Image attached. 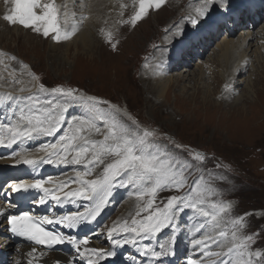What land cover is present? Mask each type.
<instances>
[{"label":"rangeland","instance_id":"1","mask_svg":"<svg viewBox=\"0 0 264 264\" xmlns=\"http://www.w3.org/2000/svg\"><path fill=\"white\" fill-rule=\"evenodd\" d=\"M10 1L14 6L13 0ZM188 1L165 0L161 7L158 9L155 7V10L152 12L149 9L147 14L133 25L132 18L139 10V8L137 9L139 0H113L112 6L114 9L107 11L111 15L110 19H106L102 27L93 31L95 39L96 37H100L96 44L94 41L89 44L88 41L83 39L74 40L73 37L76 33L71 35L70 39L62 40L63 43L52 44V41L56 43L54 39H47L40 33L35 35L28 33L26 31L27 28L19 24H12V28L4 26L0 21V39H2L0 40V46L15 51L18 56L23 57L35 68L42 71L44 80L49 84L50 89L55 88L52 85L58 82L80 85L94 94L121 100L126 108L128 105L136 111L144 118H138V125L141 131L143 130L141 127L143 122L151 125V128L148 130L152 132H154L153 123L159 125L162 132L161 135L157 137L154 132L155 135L149 139L151 141L153 138H156L155 145L159 147L160 151L171 155L176 162L174 165L175 168L183 169V176L186 179V184L183 187L185 189L186 186L193 188L196 185L201 187L200 185L203 184L199 179L193 180V175L197 172V167L193 164L192 157L190 156L192 154L191 152H201L208 158H215L216 156L219 160H230L231 163L233 162L232 165L222 164L223 168L217 171L209 169L201 171L202 176L212 178L214 181L213 184H210L213 194L209 195L205 204L201 205L205 210L213 211L210 207L211 203H220V199L218 198L219 193L215 190L216 186L225 185L227 188H235L232 191V198L229 199L230 202L224 205H231V207L239 205V216L233 218L234 214H237V211L228 210L226 214L227 225L240 218L243 210L261 208L264 211V29H259V32L255 33V46L249 47V53L247 52L244 55L246 59L237 71L239 79L241 78V85L239 84L240 86L238 85V88H224L223 73L220 71V68H216V65H211L213 60L218 63V54L221 47L217 46V43L223 39L219 38L217 43H215L216 45L212 44L214 45L212 47L209 44L206 47L204 58L201 59L204 60L201 63L203 66L208 63L211 66V70L205 69V77L201 75V77H198V79L201 78L200 80L194 77L190 80L186 76L184 77L185 79L179 82H173L165 89L164 94L160 92L156 93L153 91L155 86L144 78V72L148 68V59L156 54V48L167 47L168 44H172L176 38L166 41L169 36L172 34L177 35L189 28L191 26L189 24H192V19L197 21L193 26L205 24L208 18L207 13L213 11L212 4L217 0H200L201 5H203V15H201L200 11L198 12L199 4H197V0H194L195 3H190L192 9L188 7ZM49 2L50 0H41L42 4ZM76 4H78V7L80 6L79 2L74 5ZM223 5L222 7L220 4L219 12H224L228 8L226 6L229 4L224 2ZM120 6H124V9ZM216 6H219V3H216ZM78 7L75 6L73 8L75 10L72 11L68 5H63L64 12L67 16L76 15L73 19H65L64 23L61 24V27L66 29H64L65 32H68L67 30L70 28L73 32L72 25H74L75 19L78 18L80 21L90 11L87 10L84 14V11L80 12ZM79 8L81 9V7ZM120 9L121 11H125L127 21L120 28L119 33L113 41L109 39L108 34L115 35L121 23L124 21V13ZM36 11L38 14L42 13L43 8L38 7ZM182 12H184V15ZM186 13L187 15H185ZM174 17L177 19H174ZM0 19L5 21L2 16H0ZM58 20L62 22L60 15H58ZM19 26L23 27L24 32L16 28ZM129 26L134 30L131 33H127L126 38L123 39L122 29L123 27L128 28ZM88 39L93 40V38ZM106 40L107 45L113 44L115 47L109 45L108 48L111 50L107 49L102 44ZM195 49L198 50L197 47ZM255 49L259 51L260 55L256 54ZM198 52L202 56L203 51L198 50ZM0 57L3 60L12 61L17 66L21 65L14 53H10L8 50H6L4 55H0ZM12 57H15V59H12ZM253 63L256 68L253 67ZM196 65L197 63L194 64V61H192L189 67L180 69L183 71L178 73L187 74ZM243 67H247V69L242 70L240 74ZM185 69L187 71H184ZM172 73L170 74L175 81L178 73L174 75ZM165 74L155 72L154 78H166L169 76V74ZM158 80L159 83L160 79ZM152 82L155 83V80L153 79ZM160 84L158 88L161 87ZM215 85L216 89L214 90ZM62 87L66 88L67 86L63 85ZM251 87L252 89H250ZM208 88L213 90L211 92L212 95L206 92ZM98 95L95 96L86 91L84 93L83 91L81 94L75 93L73 97L80 99L82 96L89 98L98 97ZM230 96L232 97L231 99H229ZM38 98L43 107L49 105V103L43 101V98ZM68 98L66 96L55 97L51 101V104L55 105L59 112L61 106H67L69 102ZM25 100L29 99L25 96ZM98 108V119L101 121L98 124L104 129V134H107L108 129L104 126V121L107 115L114 113L112 111L115 110L109 107L108 104L103 103L99 104ZM102 113L104 115H101ZM118 114L131 123V125L133 124L132 119H129L125 115L127 114L125 108L119 112H115L117 119L122 121V118ZM91 120L89 119V121ZM133 129L135 128L133 127ZM100 137V135H96L90 140L99 141ZM177 145L180 147H177ZM113 159L111 156L107 157L105 164L100 166H105ZM197 161L201 168L212 166L211 162H204L203 160ZM100 166L96 167L93 173L98 171ZM232 167L237 169V172H235L236 175L229 173V171H232L230 170ZM81 170L83 172L87 169L82 166ZM84 179L87 178L85 177ZM152 184L153 181L145 183L141 186V189ZM183 188L177 191L170 186L161 187L157 190L155 196L151 194L141 196L135 192L131 200L134 202L133 209L139 210L141 213L143 209L148 208L149 202L152 201V205L156 207L155 212L158 209L163 211L170 197L179 194L183 196L187 195L183 194ZM193 198L195 199V195H193ZM123 202L118 203L119 208L115 214L117 221L126 218L124 213L129 210V207L127 208L122 204ZM260 213L262 211H259L255 215ZM258 216L260 217H255L256 219H260L257 220L258 225H262L264 229V214ZM176 218H178V214ZM247 218L252 217L248 216ZM218 221L221 222L218 223V226L214 227L213 232L221 231L219 224L224 222V217L220 215ZM249 221L246 222L248 223L247 225L249 228H253L255 225H252ZM164 227L163 229H166V226ZM234 231L240 234L232 238L231 236ZM246 231L247 233H253L252 229H247ZM244 236H246L244 234V227L239 225L237 229L227 233L224 237L225 240L223 239L220 243L221 248L240 243ZM261 237L257 243L264 246V231ZM254 242L248 241L247 248ZM263 255L264 251L262 253ZM248 256L250 260L254 259L253 255L249 254ZM262 261V264H264V260ZM232 264H249V260L245 257L236 256ZM250 264L256 263L250 261Z\"/></svg>","mask_w":264,"mask_h":264},{"label":"snow or ice","instance_id":"2","mask_svg":"<svg viewBox=\"0 0 264 264\" xmlns=\"http://www.w3.org/2000/svg\"><path fill=\"white\" fill-rule=\"evenodd\" d=\"M14 8L10 14L4 16V19L9 23L16 25L19 24L25 28H30L36 33L42 34L44 37L52 35L56 42L61 40H67L71 38L74 32H61L60 25L58 23V10L55 4V0H50L49 3H41V0H13ZM164 0H139V10L132 18V23L135 25L137 21L142 19L147 11L153 6L157 9L161 7ZM38 7L43 8L42 13H37ZM201 15L204 14L202 10ZM193 24H196L195 19L192 20ZM111 39V34H108ZM115 47V45H113ZM2 55V54H0ZM15 59V57H12ZM41 89L44 86L41 85ZM23 91V89H21ZM77 90L65 89L63 87H55L51 89L54 94H61L66 97H73ZM88 100L91 102V110L99 112L97 108L98 104H110L108 101L99 100L96 97H89ZM51 105V101L48 102ZM115 112L120 110L116 105H110ZM66 107H61V110L57 113L53 110L48 111H33L27 114L21 115V121H26L27 126L23 130H17L13 133L12 142H15L16 138L31 136L32 133H41L45 135H54L59 132L65 124L64 112ZM114 113L108 114L104 121V126L107 127L108 133L104 135L103 140L96 141L90 140L81 133L85 131V125L88 130H94L96 133H100V127L89 120H84L75 125L69 133H65L60 137L59 143H53L46 145L42 150L51 148L53 151L50 155L58 156L62 163H72L76 165H82L86 171L78 172L77 177L80 180L82 187L76 191L66 192V197H82L84 199H91L90 193L96 192L98 189L107 193L112 186L113 182L118 177L127 175L128 183L133 182H145L149 183L154 181V185L150 188L151 195L155 196L157 190L161 187H173L177 191L183 188L186 184V179L183 176V169L175 168V161L169 153L161 152L159 147L154 143L150 142L151 137L155 135L154 132L148 129L140 130V126L136 123L131 116L132 123L136 125L135 129L131 128L126 123L117 119ZM101 115H104L103 113ZM127 115V114H125ZM3 141L0 140V143ZM177 147H180L177 145ZM71 156V160H69ZM113 157L114 159L107 163L103 168V174L100 179L87 180L85 177L92 175L96 167L105 164L107 157ZM197 160H203L204 157L197 154L195 156ZM26 165H33L36 163L32 159H24L22 161ZM51 162V160H49ZM50 182V178L49 181ZM46 181L36 180L35 182L28 183L27 181H20L14 183L11 187L15 192H27L29 189H40L45 195H51L52 199L59 201L61 197L50 192V190L44 187ZM66 187L65 184L57 186L59 190H63ZM195 193V199L193 198ZM145 193L141 192L139 195L143 196ZM210 188H200L198 185L190 189L189 193L185 196H172L169 198L166 207L161 210H157L153 215H149L145 221L132 220L131 226L127 222L121 227V231L135 233L137 236L143 233H155L161 228L171 223L174 213L177 210H182L181 205L185 208H193L204 217L209 218L212 222L210 227L214 228L218 225V217L229 210L231 205L211 203L210 207L213 211L205 210L204 207H198V205L205 204L207 197L212 195ZM38 202L40 204L45 203L44 197H41ZM104 199H100L96 205V208L90 210L87 214L84 213H72L70 215L61 217L57 222L65 223L68 226H74L81 220H87L89 216L93 219L99 213L104 205ZM152 207V201L148 204V209ZM148 209H145L147 211ZM139 215V213H138ZM245 215H249L246 213ZM8 223L11 226V231L15 235L23 236L30 241H34L37 245H58L64 244L65 242L72 244L76 247L77 251H80L81 244L87 245L89 241L87 239L77 241L73 237H65L62 233H56L47 230L42 226L44 222L52 223L53 221L48 220L46 217L42 219L34 218L30 213L23 212L18 215H10L7 217ZM243 217H240L233 221V227L236 225H242ZM203 227V225H201ZM116 231L115 228L109 231L111 237L112 232ZM220 236H226L227 233L221 231ZM259 233L248 235L241 240V242L235 245L236 248L246 249L247 242L253 241L254 236ZM235 237V231L233 232ZM205 241H211L210 237L205 239H197L194 244L208 246ZM116 244H120L121 241L116 240ZM125 244H135V239H125ZM163 247V246H161ZM232 248L228 251L232 252ZM35 249H33V252ZM85 252H92L100 258L107 256H114V252L104 253L103 249H85ZM31 255V253H29ZM155 256H160L161 253H154ZM243 255V253H242ZM259 256L260 253H255ZM88 264H97L96 260L89 259ZM195 264V261L192 262ZM250 264V260H249Z\"/></svg>","mask_w":264,"mask_h":264},{"label":"bare ground","instance_id":"3","mask_svg":"<svg viewBox=\"0 0 264 264\" xmlns=\"http://www.w3.org/2000/svg\"><path fill=\"white\" fill-rule=\"evenodd\" d=\"M65 1L68 2V4H66V6L68 5L69 8H71L72 11L75 10V9H73V8H75V6L78 7V4L74 5L77 2L80 3V6L79 7H81V9L78 7V9H79L80 12H83L84 11V14H85L87 10H90L88 13L85 14V17H82V19L80 21H79L78 18L75 19V22H74V25H72V28L74 29L73 32L76 33V35L73 37V39L74 40L83 39V40L88 41L89 44H91L94 41V43L96 44L98 42V40H99L100 37H96V39H95V36L93 35V31H95L98 28L102 27L103 26V23H104V21L106 19H108V20L110 19V16L111 15L109 13H107V11H109V9H111V10L114 9L113 6H112L113 0H82V1L81 0H65ZM239 1L240 0H228L226 3H228V4L230 3L229 5L233 6V5H236V3H238ZM197 4L201 5L200 0L199 1L197 0ZM182 13L184 15V12H182ZM185 15H187V13ZM234 17H235L234 22H236V19L237 18H236V14L235 13H234ZM174 19H177V18L174 17ZM189 25H187V26H189ZM208 26L209 25L204 24L201 27L194 28V29H191V30H187V31L182 32V33H179L177 35L176 34H172V35L169 36L168 40H166V41H170V40H173V38L174 39L176 38V40H174V42L172 44H168L167 47L156 48V51H155L156 54H154L152 58H149L148 59V61H147L148 62V65H147L148 68H146V70L144 72V78H145V80L148 81V82H150L153 86H155V89H153V91H155L156 93L157 92H160V93L164 94L165 89L168 88L173 82H177V81L179 82V81L185 79L184 77H186V76L190 80H192L193 77L195 79H197V80H200L201 78L198 79V77H201V75H203V77H205V75H206L205 69L211 70V66H209V63L207 65L203 66V64H201V63H203L202 61H204V60H201L199 64L197 63V65L194 66V68H193L192 71L189 69L191 72H189L187 74L178 73V72L183 71V70H180V69L177 70L175 73H178V75H177L178 77H177V79L175 78V81H174L173 77L170 74V73L174 72L172 69H175V67H176V66H173L175 60H178L179 59V57H180V55H182L183 49L185 47H190L191 46V48H192V46H194V43L193 42H195L196 44L197 43L200 44V47L198 45H196L195 47H197L198 50H200L201 52H202V49H203V52L205 54L206 47H208L209 44L211 43L210 40L208 41V37H209L210 33H213L214 32V30H213L212 32H210L208 34V32L206 31L207 28H208ZM231 30H232V27H229V31H231ZM249 35L250 34H247V36H249ZM241 37H242V39H234V37H231V38H226L225 37V38L222 39V41H218V43H217L218 44L217 46H220L221 47V49H220L221 53L219 51L218 60H217V62L219 64L216 63L213 60L211 62V65H213V66L216 65V68L217 69L220 68V71L223 73L222 76H223V79H224V81H223L224 82V88L227 87V86H230V85L236 88L239 84L241 85V82H240L241 78L239 79V77H236V73L240 69V66L243 65V63H244V61L246 59V57L244 55L247 54L249 47L255 46L253 40H251L249 43H246L247 42V39L245 37H243V36H241ZM88 38H93V40H90ZM215 38H217V36H215ZM209 39H211V37H209ZM0 40H2V39H0ZM255 51H256V49H255ZM256 52H257L256 54H259V51L258 50ZM210 54H212V53H210ZM184 55H185V57H183V58L184 59L187 58L186 61L188 63H189L190 60H193V57L189 58L187 56V53H184ZM183 58H182V60H183ZM209 59H211V58L209 57ZM160 62L161 63H164L165 65L160 64ZM181 62L182 61L180 59V61H178V63L176 65H181ZM217 65H220V66H217ZM253 65H254L253 67L256 68L254 63H253ZM184 66H187V65L184 64ZM14 67H16V68L19 69V71H17L18 74H20V75H29V73H25L26 72V69H25L24 66H22V65L17 66L12 61H10V60H3L0 57V77H3V75L4 76H9L10 74H12V70H13ZM181 69H183V67ZM184 71H187V70L185 69ZM155 72H158L159 74L161 72L162 73H166L167 75L169 74V76H167L166 78H154ZM175 73H172V74L174 75ZM157 77H158V75H157ZM174 77H176V76H174ZM153 79L155 80V83L152 82ZM158 79H160V82L159 83H161L160 84L161 85L160 88H158V86H159V83H158L159 80ZM245 81H246V79H245ZM246 84H248V83H246ZM253 84H254V82H253ZM0 87H6L4 85V83H3V80L0 81ZM23 87H24V89H32V88H34V84L33 83L31 84L29 82H26V84H23ZM215 87H216V85L214 86V90L216 89ZM210 88H212V87H210ZM210 88H208V90H206V92L212 95L211 92L213 90H210ZM250 89H252V87ZM153 91H152V93H153ZM7 93H11V92L7 91ZM0 94H1V88H0ZM159 95H161V94H159ZM229 95H231V94H229ZM150 96L152 97V95H150ZM231 98L232 97L230 96L229 99H231ZM13 99H14V97L12 98V100ZM204 101H205V99H204ZM60 102H61V100H60ZM42 110H44V108H41V111ZM33 111H36V103H32V105L25 106L24 108L23 107H19L18 108V111H17V114H18V117L17 118L19 119L21 117V115L27 114V113L33 112ZM21 123L22 124H25L26 121H22ZM74 127L75 126H73L71 128V130ZM86 130H88V129L85 128V131L82 132L81 134L84 135V136H86L88 139H92L93 137H95L96 135H98L95 132H89V131H86ZM4 132H5V129L3 128L2 124L0 123V133H4ZM69 132L70 131L68 130V133ZM48 137H49V135H45V134H41V133H36V132L32 133V135L30 137L29 136H26L27 139H25L24 141L26 142V147L28 149V152H33V145H31L32 144V140H35L36 138H38L40 141L46 142L48 140ZM22 144H24V143H22ZM4 150H5L4 148H1L0 149V151H4ZM52 151L53 150L50 148L47 151L46 155L44 154L45 157H46V163L50 167H53L52 159L58 157V156H52V155H50ZM0 153L2 154L1 157H3L5 155V153H3V152H0ZM30 155H28L26 157H22V158L25 159V158L29 157ZM38 155L39 156L41 155V156L39 158H37V159H34V160H39L41 157H43L42 154H38ZM49 160H51V162H49ZM69 160H71V156H69ZM0 164L6 165L7 164L6 159L0 158ZM74 166H76V168H78V169H82V165H76V164H74ZM31 169H32V167L30 165H28L25 168L26 173H30V170ZM71 174H73V173H71ZM76 179L79 180L78 177H77V174H76ZM73 189H74L73 187L71 188L69 186H66L63 189V192L74 191ZM128 197H129L130 200L133 199L131 193L129 194ZM125 205L127 207H129L130 206V203L127 202ZM131 207H133V204L132 203H131V206L129 207V209ZM208 209H210V208H208ZM176 215H177V213L174 215L175 218H176ZM221 226H226V225L221 224ZM122 234H123V239L120 240L121 242H123L125 239H133L132 235L129 234L128 232H123L122 231ZM169 239L170 238L164 239L161 242L160 245L157 243V241H154L153 248L156 249L157 251H160L162 248H165L166 249L167 248V243H168ZM165 241H167V242H165ZM161 246H163V247H161ZM91 248H96V246L95 245H91ZM237 261H239V260H237ZM197 264H199V263H197Z\"/></svg>","mask_w":264,"mask_h":264}]
</instances>
